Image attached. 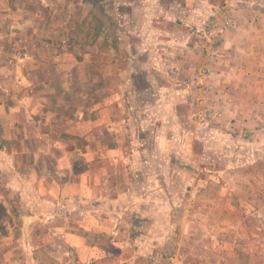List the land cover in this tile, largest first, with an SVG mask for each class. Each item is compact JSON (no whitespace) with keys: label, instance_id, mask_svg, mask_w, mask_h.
Returning a JSON list of instances; mask_svg holds the SVG:
<instances>
[{"label":"rangeland","instance_id":"1","mask_svg":"<svg viewBox=\"0 0 264 264\" xmlns=\"http://www.w3.org/2000/svg\"><path fill=\"white\" fill-rule=\"evenodd\" d=\"M50 1L56 12L65 8V15L61 11L59 18L55 13L56 18L53 20L56 23L60 19L63 23L67 22L61 37L52 35L48 39L51 45L58 49L62 45L68 47L71 44L73 49L84 43L85 49L89 51L91 39H98V60L92 65L87 61L90 58L83 56L81 60L84 65L80 67L70 65L63 71L55 67L49 68L47 77L52 79L50 84L41 80L31 82L32 78L28 73L32 69H25L28 65L24 61L26 58L19 60L25 57V45L28 42L21 37L23 41L19 47L17 45L19 50L14 49V35L7 36L8 39L0 43L4 48V53H0V74L5 77L0 82V142L4 138H12L14 141L20 138L23 146L17 148L16 152L14 146L5 148L0 143V170L3 171L0 176V202L8 210V215L0 221V226L4 228V232L0 231V264L4 258V243L9 240L6 236L14 231L11 226L13 227L14 219L18 217V207L20 204L26 205L30 197L34 198L14 194V176L25 170H46L54 174L60 169V165L71 174L83 171L89 165L81 154L83 150L89 153L95 151L97 157H93L94 173L100 176L99 173L102 172L103 177L105 176L102 182L109 187H117V193L127 191L128 182L135 185L132 188L134 193L138 190L139 183L154 185L164 182L168 176L166 171L170 167H181L179 170L188 169L187 173L190 172L187 179L177 180L175 195L171 198L164 195L165 205L157 210V214L161 212L164 224L160 235L161 238L165 236L164 244H161V248L158 247L159 244L156 247L149 245L153 250L146 252L147 264H264V114L255 115L252 109L258 102L264 106V81L254 82L250 79L256 71L262 80L260 74L264 76V58L239 61L237 58L234 60L238 51L228 52L229 60L227 59V63L222 62L223 67L227 68L228 63L235 66L236 61L237 67H242L244 79L235 82L232 76L240 72L234 73V69L229 73L224 72L218 69V59L206 60L210 56H218L213 51V43L226 30L221 33L217 30V33L212 32V27L200 20L190 30L196 33L199 31L197 35H192L188 40L186 38L187 42L175 45L180 50L169 52L172 63L169 59L165 60L166 64L154 75L156 82L148 84L140 74V55L130 57L123 50V45H117V54L110 59L104 51L106 46L100 43L101 40L104 42L105 37L116 39L118 31L124 29L118 24L123 21L118 16L122 12L127 15L125 21H128V25L125 26L128 29L137 31L140 28L141 12L131 9L138 8V0H130V9L121 3L122 0H89L85 4L77 3L76 0H67L65 3L63 0ZM34 2L39 7L43 6L40 0ZM178 22L182 23L180 20ZM70 23L72 26H69ZM81 23L84 32L79 38L75 31L79 33ZM167 27H171L169 22ZM230 29L233 27L228 28ZM73 34H76L77 42H72ZM131 34L128 39L125 36L121 43L126 40V46L137 45L138 36ZM209 44H212V48ZM14 50L21 53L20 58L14 57ZM71 55L73 56L72 53ZM16 61H23L24 64L19 65L22 73L17 80L14 78ZM50 65L53 64L50 62ZM29 66L27 67L30 68ZM39 72L42 74V71H38L35 76H40ZM109 75L111 76L108 77ZM128 77L132 78L130 83ZM22 78L29 82H24ZM15 87H20L24 96H35L32 98L34 106H37L35 115L27 116L26 104L22 100L20 104L14 101ZM153 88L160 89L164 94L161 100L163 111L152 116L151 120L158 129H152L151 132V128L145 123L150 120L145 119L142 108L146 104H154L153 98H148L143 93ZM169 91H179L184 98L169 99ZM107 96L110 97L108 103L112 100L113 104L104 106L99 109L102 114L93 116L98 119V128L90 133V112L95 110L92 103L101 97L106 99ZM223 98L227 102L226 110L220 106ZM107 108L112 114L115 113L112 119L115 117L119 120V127L115 131L111 129L113 123H110L107 116ZM62 125H66L67 132L62 133ZM72 126H79L83 131H70L69 127ZM69 135L80 138L85 146L53 147L46 141L49 136L68 143L71 140ZM140 135L146 136L143 146L139 143ZM154 135L167 137L160 150L149 139ZM176 136L179 137L178 142L175 141L172 145L168 138L171 140ZM90 139L94 144L92 148ZM18 150H25L19 155V162L14 161ZM154 153L181 155L183 158L178 164L162 159L143 162L145 156ZM63 154H67L71 160L58 164L56 158H62ZM129 155L132 156L131 161L126 162L123 158ZM31 157H38L37 162H31ZM65 177L68 178V173ZM149 191L153 193L154 189ZM78 198L79 206L72 205L67 210L68 214L76 210V213H81V210L85 212L97 202L92 197ZM202 221L205 223L202 224ZM193 222L198 226L193 228L196 237L193 238L195 241L188 242L185 230ZM155 230L153 228L149 234L153 241ZM125 244L128 249L133 246L131 239ZM125 263L137 264L136 256L127 257L123 264Z\"/></svg>","mask_w":264,"mask_h":264},{"label":"crops","instance_id":"2","mask_svg":"<svg viewBox=\"0 0 264 264\" xmlns=\"http://www.w3.org/2000/svg\"><path fill=\"white\" fill-rule=\"evenodd\" d=\"M40 1L43 5L42 7H39L34 0H0V43L8 39L7 36L14 35V45L16 46L14 49L19 50L17 45L18 47L20 46V42L23 41L21 37H23L24 41L28 42L25 45L27 48L24 51L25 57H21V53L19 51L16 53L15 50L14 57L17 59L21 57L19 60L26 58L24 60L26 63H24L30 65V68L27 65L25 69H32L28 73L31 75V82H39L41 80L43 83L47 82L50 84L52 79L47 77L49 68L52 69L55 67L63 71L70 65L76 64L80 67L84 65V62L81 60L83 56L90 58L87 61H90V64L93 65L98 60L97 50L99 49V41L98 39H91L89 51L85 49L86 46L83 45L84 43L79 47L74 46L73 49L70 47L71 44L68 47L62 45L58 49L52 46L48 39L52 35L61 37L67 23H63L64 21L62 22L61 19L59 23H56L53 20L56 18L55 13L61 18L60 13L62 11V14L65 15V12H63L65 8L62 7L59 12H56V9H52L50 0ZM63 1L65 3L67 0ZM138 1L140 4L138 8H131L132 2L130 0H122L121 3L127 6V9L131 8L133 11L135 10L134 12H141L142 22L139 26L140 28L137 31L128 29L125 26L128 23V21H125L127 15L122 12L118 16L121 19L123 18V21L119 20L120 22L118 24L124 27V29L118 31L119 34H117L116 39L105 37L104 42L101 40L100 43L106 46L104 51L108 53V58L110 59L114 58V55L117 54V45H123V50L125 52L127 51L130 57L134 56L136 58L140 55V74L148 84H154L156 82V76L154 75L160 71L164 63L166 64L165 60L170 58L169 55L171 54L169 52H177L180 50L175 45L179 42L186 41V38L188 40L192 35H197L199 31L196 33V31L190 32V30H193L195 23H199L200 20L204 21L209 27H212V32H216L221 22L225 18L229 19L230 23L225 29L226 32L216 37L215 43H213V51L215 53L217 52L218 56L216 58L210 56L206 60L208 62L218 59L220 63L218 69H222L224 72L228 71L229 73L233 69L234 73L240 72L232 76L235 82H241L244 79L243 74H241L242 67H237V61L235 66L228 63L227 68L225 66L226 69L223 67L222 62L225 63L226 61L227 63L229 60L230 53L228 52L238 51L234 60L237 58L239 61L257 60L259 57L264 58V0ZM76 2L85 4L90 1L76 0ZM36 5L37 7H34ZM178 20L182 21V23L178 22ZM212 21H214L215 24H213L215 26H213ZM168 22L171 25L169 28L167 27ZM69 26H72V23ZM230 27H233V29L228 30ZM205 29L207 30V26ZM78 31L80 34L77 31L75 33L81 38L84 32L82 23ZM131 33L138 36L139 43L135 46H126L127 41L125 40L122 44L121 40L125 39V36L128 39ZM76 34L71 35L73 37L72 42L77 40ZM16 39L18 40L16 41ZM187 44L185 43V45ZM169 46L171 47L169 48ZM208 46L212 48V44ZM1 52L4 53L2 46H0ZM134 57L133 59H135ZM168 61H171V59ZM50 62L53 65H50ZM22 63L23 61L14 62L15 80L21 76L22 72L20 73L21 68L19 65H24ZM94 65L97 66L98 64ZM95 69L97 68L95 67ZM38 71H42V74L39 72L40 76H35V73ZM0 73L2 74V70H0ZM1 74L0 82H3L5 77ZM258 74L255 71L253 76H250V79L254 80V82L264 81V76L260 74L262 76V80H260ZM131 77L133 78V76ZM132 78L128 77L129 83ZM23 81L26 83L29 82L25 79ZM19 88L15 87L14 89V101L20 104V100H22L27 106V116L35 115L37 106H34V100L32 99L35 96H29L27 94L24 96L23 93L21 94L22 90ZM143 93L146 97H151L154 100V104H146L142 108L145 119L148 118L150 120V122H145L147 123L146 126L148 125L151 128V132H153L152 129H158V126L155 122H151L153 120L152 116L163 111L161 106L163 103H161V100L164 93L160 89L154 88L151 91L149 90ZM167 97L175 100L184 98L179 91H169ZM257 97H259V94ZM109 99L110 97L108 96L106 99L101 97V101L96 99L92 103L95 108V110L93 108L92 110L95 112L92 110L90 112V133L98 128V119L94 117L98 115L97 113H103L99 109L113 104L112 100L111 103H108ZM221 101L222 104L220 106L226 110L227 102L225 98ZM22 106L24 105L22 104ZM236 107H241V105H236ZM234 109L237 110L238 108ZM252 109L255 115L264 114V106L260 102L252 107ZM106 113L110 119V123H113L111 129L114 131L117 130L119 120L115 119V117L112 119V115L115 116V113L112 114L109 108H107ZM62 126L64 127L62 133L67 132L66 125ZM69 129L70 131H76L77 129L80 132L83 131L79 126H72ZM176 131H178L177 128ZM175 135L176 133H174ZM154 136H151L149 139L152 141L154 147L160 150L167 137ZM69 138L71 140L68 143L51 139L49 136L46 137V141L53 147L64 148L73 146L83 148L85 146L81 142L82 140L75 135H69ZM4 139L0 143L5 148L14 146L17 152V148L22 146V140L20 138H17L15 141L12 138ZM168 139L174 145L175 141L178 142L177 139L179 137L176 136V138L171 140L170 138ZM139 141L140 146H143V142L146 141V136L140 135ZM25 143L26 147H28L27 141ZM93 145L92 139H90V147L92 148ZM24 151L18 150L17 157H14V161L19 162L21 158L18 159V157ZM63 151L66 152L65 149ZM81 154L85 156L84 161L89 165L83 171L74 172L75 174H71L69 170L66 171L60 165V169L54 174H51L49 171L46 172V170H34L33 172L25 170L24 173L19 172V174L14 176V194L34 196V198L30 197L26 205L22 206L23 204H20L21 206L18 207V217L16 220L14 219L13 227L11 226V228H14V231L6 236L9 240L4 243L5 246L2 252L4 258L1 264H123V262L127 261V257L131 255L136 256L137 264H147L146 258L148 254L146 252L153 250L150 246L159 244L158 247L161 248V244H164L165 236L163 238L160 236L164 224L162 222L161 212L157 214V210L165 205V194L169 195L170 198L172 195H175L174 192L177 190L176 184H178L177 180L179 178L187 179L188 177L186 176H190V172L187 173L188 169L184 171L179 170L181 167L179 169L176 166L173 169L170 167L166 171L168 176L164 182L155 183L154 185L153 183L143 185L139 183L138 190L135 193L132 191L135 185L132 182H128L127 191L117 193V187H109L108 184L102 182L105 179L102 172V174L99 173L100 176L94 173L93 162H95V159L93 157H97L95 151L89 153L83 150ZM131 157L129 155L123 159H126V162H130ZM32 158L31 162H37L38 157H35L36 159ZM181 158H183L181 155L169 154L167 156L162 153H159V155L154 153V155L145 156L143 162L162 159L165 162L178 164L182 162L180 161ZM70 160L71 158L67 154H63L62 158H56L58 164H61V162L66 163ZM2 173L3 171L0 170V176ZM67 173L68 178L65 177ZM156 178L159 179L158 177ZM149 189H154V192H150ZM81 196L86 198L92 197L91 199H95L98 203L96 202L92 208L87 209L85 212L81 210V213H76V210L74 213L68 214L67 210L72 205H75V207L79 206L77 199H79L78 197L81 198ZM70 198L74 199L70 200ZM224 206L227 208L226 205ZM194 223L188 224V228L185 230L188 242H192L193 238L196 237L194 236L195 232L193 228L198 226L194 225ZM204 223L202 221V224ZM153 228L158 231H154V241L150 239L149 235ZM130 239L133 246L131 249H128L125 243ZM188 245L191 246L189 243Z\"/></svg>","mask_w":264,"mask_h":264},{"label":"trees","instance_id":"3","mask_svg":"<svg viewBox=\"0 0 264 264\" xmlns=\"http://www.w3.org/2000/svg\"><path fill=\"white\" fill-rule=\"evenodd\" d=\"M8 215V210L6 208V206L0 202V221L3 220V218H5ZM0 231L4 232V228L2 226H0Z\"/></svg>","mask_w":264,"mask_h":264},{"label":"built area","instance_id":"4","mask_svg":"<svg viewBox=\"0 0 264 264\" xmlns=\"http://www.w3.org/2000/svg\"><path fill=\"white\" fill-rule=\"evenodd\" d=\"M230 21L229 19L225 18L223 22H221V24L217 27V32L221 33L224 29L227 28V26L229 25ZM216 32V33H217ZM201 76V73H198V76ZM126 264V263H125Z\"/></svg>","mask_w":264,"mask_h":264}]
</instances>
